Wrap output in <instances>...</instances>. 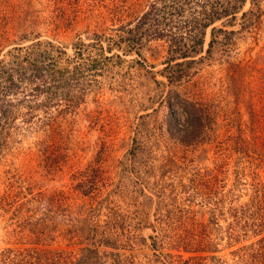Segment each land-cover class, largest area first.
Returning a JSON list of instances; mask_svg holds the SVG:
<instances>
[{
	"label": "rangeland",
	"instance_id": "rangeland-1",
	"mask_svg": "<svg viewBox=\"0 0 264 264\" xmlns=\"http://www.w3.org/2000/svg\"><path fill=\"white\" fill-rule=\"evenodd\" d=\"M149 1L0 0V58L50 42L67 82L0 144V264H236L264 236V0L174 82L163 40L109 41Z\"/></svg>",
	"mask_w": 264,
	"mask_h": 264
},
{
	"label": "trees",
	"instance_id": "trees-1",
	"mask_svg": "<svg viewBox=\"0 0 264 264\" xmlns=\"http://www.w3.org/2000/svg\"><path fill=\"white\" fill-rule=\"evenodd\" d=\"M244 3L245 0H150L135 21L129 26H121L117 38L109 41L116 48L125 47L128 51L139 53L145 40H163L168 53L163 73L170 82H174L185 75L191 64L210 57L216 46L220 47L222 53L229 50L232 43L230 35L236 31L213 24L226 18L222 23L233 25ZM261 14L260 7L257 11L242 12V25L259 22ZM209 27L210 39L204 49ZM95 37L96 41L101 42V35L95 34ZM78 44L85 45L81 40ZM51 47L50 42L43 44L36 40L23 47H15L8 60L0 58V144L5 141L7 128L18 115L27 121L37 116L35 113L40 107L48 114L49 107L57 103L61 95L58 89L67 85L65 79L60 78L61 69L54 62ZM203 52L204 55H200ZM116 55L119 57V54ZM262 90L264 94V84ZM18 93L22 95L20 99H9V96ZM82 101L83 95L70 96L61 112L74 111ZM261 115L264 117V110ZM237 253L239 259L236 264H264V236L255 243L241 247ZM56 257L52 258V264L71 263L66 257Z\"/></svg>",
	"mask_w": 264,
	"mask_h": 264
}]
</instances>
